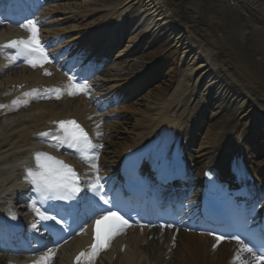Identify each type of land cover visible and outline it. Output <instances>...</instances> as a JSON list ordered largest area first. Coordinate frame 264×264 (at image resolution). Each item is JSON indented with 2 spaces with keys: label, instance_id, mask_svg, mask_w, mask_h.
I'll return each mask as SVG.
<instances>
[{
  "label": "bare ground",
  "instance_id": "6f19581e",
  "mask_svg": "<svg viewBox=\"0 0 264 264\" xmlns=\"http://www.w3.org/2000/svg\"><path fill=\"white\" fill-rule=\"evenodd\" d=\"M49 1L51 5L43 13L47 23H42V39H48L51 51L56 47L53 45L52 36L70 34L64 43L66 45L72 42L69 46L71 53L66 56L68 60L74 54H81L86 48H93V43L100 37L109 35L111 30H114V36L118 34L119 28L105 30L107 21L119 11L117 5L112 11H108L111 7L95 11L102 14L109 12L101 26L79 29L77 25L91 15L79 11V0H66L65 4H62L65 0ZM132 3L141 6L142 17L149 22H145V29L143 28L147 37L144 40L134 37V28H131L129 35L132 36L128 38L126 49L117 52L115 57L130 59L142 48H153L155 45H170L172 50L152 69L154 73L149 79L152 78L155 84H161L156 86L158 94L151 97L145 111L140 112V120L136 119L134 123L130 122L127 116L122 117L121 111L125 110L123 106L105 113L106 116L115 113V123H109L105 118L98 120L102 125L97 128V132H93L100 141L99 162L95 159L99 168L113 174L114 167L112 162L108 161L109 156L113 155L110 150L112 146L117 147L114 159L117 161L116 159L130 149L152 139L162 127L179 133H189L195 126L202 128L207 119L203 115L205 110L196 115L194 113L191 118L189 113L185 115L186 112H181V108L186 103V97L190 96L196 100L194 103L199 104L197 99L204 95L215 109L227 110L231 118L222 126L218 125L220 129L217 135L208 133L207 136L211 137L209 146H202L203 156L194 161V167L199 166L201 170L206 167L214 168L221 173H227L225 166L232 157L231 150L244 149L253 163L257 157L261 158L258 166L261 173L264 170V150L261 149L259 153L251 152L257 143L252 142L251 150L248 144L254 135L264 141V0H127L123 8ZM85 4L92 5L91 0H85ZM119 16L122 23V15ZM48 24L54 27L50 29ZM16 38L9 31L0 33V46ZM110 44L106 48L112 49ZM101 47L102 50H107L104 45ZM2 49L0 47V190L9 192L12 198H17L21 195L16 190L21 170H31L35 162L34 151L38 145L37 140L40 139V131L46 130L47 127H57V122L66 118H82V114L80 111L63 109L61 102L41 103L33 90L44 88L40 78L45 71L23 68L18 70L19 72L9 74L15 67H12L9 59L3 55L5 52ZM179 51L181 54L177 59ZM66 53L68 51L64 52ZM106 56L102 51L96 53L98 58ZM99 62L104 61L100 59ZM45 64L57 80L60 73L55 58ZM5 66H11L12 69L5 71ZM183 68L186 70L188 88L182 82L184 76L181 80L176 76L178 70ZM128 70L133 69L129 67ZM106 71V92L115 93L116 99L123 98V102L129 100L128 94L135 91L130 86L133 82L122 85L117 82V74L109 77L113 73H121L122 69L108 68ZM149 79H146L147 83ZM140 80L142 84L143 78L140 77ZM23 84H27L25 89L11 90L12 85ZM139 88L140 85L137 89ZM186 89L190 94L185 95ZM113 96L114 94H111L108 97ZM35 102L39 104L33 105ZM24 107L31 108L11 116L18 108ZM123 124L132 125V129L121 130L120 126ZM244 130L248 136L244 141L247 147L241 148L242 140L239 134H243ZM117 135L120 137L118 140L131 144L126 143L125 147L120 148V143L115 141ZM44 147V153L55 155V147ZM227 175L228 173L225 174ZM198 192L196 188V196ZM5 195L7 194L3 196ZM198 223H204V220H198ZM174 233L172 230L157 229L131 231L130 234L121 236L114 243L113 250L103 255L98 264H234L229 262V258L235 255L237 245L228 240L223 239L218 243L216 235L200 230L197 225L194 229L181 228L177 239L173 238ZM173 240L176 244L172 247ZM87 243V238L82 235L60 248L56 257L50 261L56 264H70L71 257ZM116 252L120 258L113 261L112 256ZM2 256L0 254V264H8Z\"/></svg>",
  "mask_w": 264,
  "mask_h": 264
},
{
  "label": "snow or ice",
  "instance_id": "6c2138e0",
  "mask_svg": "<svg viewBox=\"0 0 264 264\" xmlns=\"http://www.w3.org/2000/svg\"><path fill=\"white\" fill-rule=\"evenodd\" d=\"M20 27L27 28L31 34L30 37L27 40H13L7 45L0 47L17 48L19 46L17 58L23 57L33 68L37 67L38 64L42 66L44 63H48L49 56L46 53L45 46L39 39L37 22L27 20L26 23L20 24ZM69 80L73 81L69 95H77L80 91L85 94L88 93L90 85L87 82V78L77 80L76 77L69 76ZM57 98L59 99V95ZM57 124L58 127L54 133L45 132L41 133V135L45 137L51 136L54 141L66 145L74 153L79 154L82 160L88 162V157L84 153L95 149L97 146L92 143L85 130L74 120L59 121ZM35 167L38 169L37 171L29 170L25 174V179L31 186L32 192L38 194L45 202H67L62 209H57L52 214H48L47 208L39 212L40 221L51 222L45 223L46 231H50L56 226H59L60 230L63 231L67 216H74L82 207H91L94 202L99 207V210L94 211L88 219H94L96 225L93 243L90 246L92 254L95 255L98 250L107 247L113 236L119 234L126 226H129L128 219L120 214L119 209L113 210L116 205L105 188L103 177L97 174L94 180L81 181L77 172L70 165L46 153L35 154ZM91 167L94 172L98 173V168L95 164H91ZM81 193H90L91 195L90 197L81 196ZM81 201H83V204ZM97 216L100 218L96 219ZM106 221L111 223L107 225L103 236H101L100 225ZM215 238L219 243L226 237L216 235ZM230 238L236 240L239 245L235 253L234 264H257L258 261L264 260V250H254L239 236ZM215 246L213 245V247ZM245 253L251 256V261L248 260L247 256L241 258L242 254ZM85 255L86 253L81 252L76 258L77 261L79 262L81 257ZM53 256L54 253L49 250L34 264H47V261L51 260Z\"/></svg>",
  "mask_w": 264,
  "mask_h": 264
},
{
  "label": "rangeland",
  "instance_id": "374dc122",
  "mask_svg": "<svg viewBox=\"0 0 264 264\" xmlns=\"http://www.w3.org/2000/svg\"><path fill=\"white\" fill-rule=\"evenodd\" d=\"M125 1L126 0H91L92 5L90 4L89 6H86L85 0H79L78 1V4L80 5L79 11L84 13V14L85 13L91 14V17L87 19L88 21L85 20L84 22L80 23L77 26L78 27H84V26H82V24H84V25L86 24V26L87 25L89 26L90 24L95 23L96 21H98L104 17L102 13H98L95 11L100 10L102 8L106 9L107 7H111V9H112V7L115 6L116 4H119V6H120ZM65 3L66 2H63L62 4H65ZM133 5H134L133 7H129V9H131L133 11L131 14V17H134L132 19V22H137V24H139L140 21L142 22L139 27L136 25L138 29L137 28H136L137 30L135 29L136 30L135 37L139 38L140 40H144L147 36L144 33L145 30L140 28L144 24V21H142L144 19V17H142V15H141V6H136L135 4H133ZM122 6H124V5H121V7ZM111 9L109 11H111ZM133 14H135V15H133ZM145 20H146L145 21L146 23H149L147 19H145ZM171 50H172V47L170 45H167L166 47L160 46V45H155L153 48H150V47L147 49L143 48L142 50H140L139 54H137L136 56H134L130 60L132 66L134 65V68H133L134 73H138L141 70L144 71L147 67L149 69L152 68L155 64L159 63L167 55V54L166 55L162 54V53H164V51L169 52ZM180 54H181V51H179L178 55L176 56L177 59H179ZM112 64H113V66H119L120 64H122V61L115 59ZM176 76H177V79H179V80H181V78L184 76L182 82L188 88L189 84L185 78L186 70L184 68L179 69ZM160 84H161L160 82H157L156 84L149 86L148 90H146L147 92H145L143 95L139 96L137 98V100L130 105V106H133L132 109H130L128 116H127L128 120L130 122L136 123V119L140 120V118H141L140 112L145 111L144 109L147 105H149V103L151 101V97H154L155 95L158 94V92L156 90L157 89L156 86H158ZM187 94H190L188 89H186V91H185V95H187ZM189 99H190V97H189ZM193 105L194 104H192L191 107H193ZM212 114L216 115L217 117H211L210 118L209 124L212 123L211 124L212 128L207 132V134H205V133L208 130V127L205 128L206 131L204 132V136L202 135L200 138L201 143H206V142L209 143L211 140V137L207 136L208 133H213V134L215 133L217 135V132L220 129L218 127V125L222 126L223 124L227 123L231 118L230 114L228 112H225V110L213 111ZM120 127H121L120 128L121 130H128L130 128L132 129V125H130V124L128 126L123 124ZM116 141H118V139ZM119 142L123 143V141H119ZM116 149H117L116 147H114L112 149V152L114 154L116 153V151H115Z\"/></svg>",
  "mask_w": 264,
  "mask_h": 264
}]
</instances>
